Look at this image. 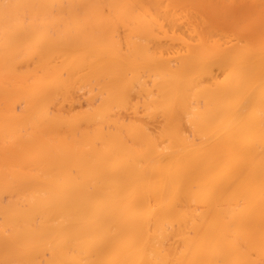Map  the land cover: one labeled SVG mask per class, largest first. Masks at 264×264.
<instances>
[{
  "label": "bare ground",
  "instance_id": "bare-ground-1",
  "mask_svg": "<svg viewBox=\"0 0 264 264\" xmlns=\"http://www.w3.org/2000/svg\"><path fill=\"white\" fill-rule=\"evenodd\" d=\"M164 1L0 0V264H264V6Z\"/></svg>",
  "mask_w": 264,
  "mask_h": 264
},
{
  "label": "rangeland",
  "instance_id": "rangeland-1",
  "mask_svg": "<svg viewBox=\"0 0 264 264\" xmlns=\"http://www.w3.org/2000/svg\"><path fill=\"white\" fill-rule=\"evenodd\" d=\"M159 1H160V0H158V3H159ZM173 1H174V0H173ZM173 1H172V2H173ZM200 1H201V0H200ZM207 1H208V0H207ZM207 1H206V2H207ZM211 1H213L214 3H215V2H216V3L218 2L217 4H218V7H219V8H220V6H223V7H221V8H227V7H228V8H237V7H238V8H239V7H240V8H244V7H245V8H261V7H262V6H261L262 4H263V6H264V0H260V1H259V0H232V1H231V0H219V1H218V0H216V1H215V0H211ZM221 1H222V2H221ZM225 1H227V2H225ZM256 1H259V2H256ZM261 1H262V2H261ZM144 2H145V1H144ZM151 2H152V1H151ZM155 2H156V1H155ZM164 2H167V0H165ZM208 2H210V0H209ZM236 2H237V3H236ZM254 2H255V3H254ZM161 3H162V2H160V4H161ZM167 3H168V2H167ZM175 3H176V1H175ZM198 3H199V2H198ZM201 3H202V1H201ZM210 3H211V2H210ZM235 3H236V4H235ZM259 3H261V5H260ZM149 4H150V3H149ZM204 4H205V3H204ZM211 4H212V3H211ZM211 4H210V5H211ZM222 4H224V5H222ZM245 4H246L247 7L245 6ZM147 5H148V4H147ZM162 5H164V4H162ZM168 5H171V4H168ZM206 5H207V4H206ZM206 5H205V6H206ZM210 5H209V3H208V7L212 8ZM225 5H227V6H225ZM256 5H257V6H256ZM149 6H150V5H149ZM149 6H147V7H149ZM152 6H153V5H152ZM155 6H156V5H155ZM164 6H165V5H164ZM172 6H175V5H171V7H172ZM201 6H202V5H201ZM212 6H215V4L212 5ZM167 7H168V6H167ZM196 7L199 8V5L196 4ZM150 8H151V7H150ZM162 8H163V7H162ZM162 8H161V9H162ZM204 8H205V7H204ZM215 8H217V5H216ZM263 8H264V7H263ZM165 9H166V8H165ZM165 9H164V10H165ZM149 10H150V9H149ZM149 10H148V12H151V10H150V11H149ZM153 10H154V9H153ZM162 10H163V9H162ZM137 11H138V10H137ZM137 11H136V12H137ZM143 11H144V10H143ZM156 11H157V10H156ZM159 11H160V10H159ZM165 11H166V10H165ZM144 12H145V11H144ZM148 12H147V13H148ZM161 12H163V11H161ZM161 12H159V13H161ZM168 12H170V11H168ZM168 12H167V13H168ZM152 13H153V12H152ZM159 13H158V15H159ZM137 14L139 15L140 13H137ZM154 14H155V13H154ZM154 14H153V15H154ZM164 14H165V13H164ZM169 14H170V13H169ZM142 15H143V14H141V17H142ZM158 15H157V16H158ZM160 15H161V14H160ZM165 15H166V14H165ZM148 16L151 17L150 14H148ZM154 16H155V15H154ZM168 16H169V15H168ZM141 17L139 16V20H140V21H141V19H140ZM158 17H159V16H158ZM158 17H157V18H158ZM166 17H167V15H166ZM167 18H168V17H167ZM139 20H138L137 23H140V26H141V23H144V25H147L146 22H143V21H142V22H139ZM154 20H156V19L154 18ZM154 20H153V21H154ZM170 20H171V19H170ZM144 21H148V19H147V20L144 19ZM157 21H158V20H157ZM157 21H155V22H156V25L158 24V25L160 26V25L163 23V22H162L161 24H159V22L157 23ZM161 21H163V19H161L160 22H161ZM148 22H151V23H152V19L150 20V18H149V21H148ZM167 22H168V20H167ZM167 22L165 21L166 24H167ZM169 22H170V21H169ZM130 23H131V21H130ZM165 23H164V24H165ZM132 24H133V23H132ZM132 24L130 25V27L132 26ZM164 24H163V25H164ZM166 24H165V25H166ZM117 25H118V22H117ZM152 25H153V24H152ZM156 25H155V23H154V25H153V26H155V29H156V27H158V25H157V26H156ZM115 26H116V25H115ZM137 26H138V28H137V27H136L137 29L135 28L136 31L139 29V25H137ZM142 26H143V25H142ZM148 26H149V25H148ZM150 26H151V25H150ZM153 26H152V30L154 29ZM168 26H170L169 23H168ZM168 26H167V27H168ZM126 27H128V26H126ZM160 27H161V26H160ZM163 27H164V26H163ZM165 27H166V26H165ZM171 27H172V26H171ZM177 27H178V26H177ZM111 28H113V30H112ZM111 28H110V27L108 28V29H111V30H112V31L109 30V33H110V34H109V35H110L109 37H112L111 33H114V31H115L114 29H117L116 32H115L116 35L114 34L113 36L117 37V39H118L120 42L123 41V44H124V42L126 43V41H124L125 39H122V38H125L122 34H125V35H126V30L124 29L125 32H124V30L122 31L123 26H116L115 28H114V27H111ZM119 28H120V30H119ZM142 28H143V27H141L140 30H141ZM145 28H147V27H145ZM158 28H159V27H158ZM126 29H127V33L129 34V32H133V30H131V29H134V27H133V28H132V27H131V28H126ZM162 29H163V28H162ZM173 29H174V28H173ZM178 29H179V27H178ZM142 30H143V29H142ZM145 30H146V29H145ZM145 30H143V32H146ZM149 30H150V29H147V31H149ZM152 30H151V31H152ZM159 30H161V28H160ZM167 30H169V29L167 28ZM171 30H172V29H170V31H171ZM103 31H105V30H103ZM106 31H107V29H106ZM106 31H105V32H106ZM118 31H120L121 33L119 32V34H118ZM128 31H129V32H128ZM134 31H135V30H134ZM151 31H150V32H151ZM157 31H158V30H157ZM170 31H168V33H170ZM172 31H173V30H172ZM176 31H177V30H176ZM138 32H139V30H138ZM141 32H142V31H141ZM155 32H156V31H154V33H155ZM158 32H159V31H158ZM161 32H162V33H161ZM164 32H165V31H164ZM166 32H167V31H166ZM166 32H165V34H166ZM174 32H175V31H174ZM103 33H104V32H103ZM159 33H161V34H159V35H162V34L164 35L163 31H160ZM171 33H172V32H171ZM143 34H144V33H143ZM148 34H149V33H148ZM157 34H158V33H157ZM107 35H108V34H107V32H106L105 35L103 36V40H104L105 38H106V40L109 39ZM131 35H133V34L131 33V34H130V37H131ZM141 35H142V34L138 35V37L141 36ZM145 35H146V34H145ZM150 35L152 36V33H150ZM150 35H149V38H150ZM118 36H119V37H118ZM121 36H122V37H121ZM128 36H129V35H128ZM128 36L126 37L127 39H128ZM133 36L135 37V35H133ZM146 36H147V35H146ZM138 37H137V39H138ZM155 37L157 38V35H155ZM155 37H152L153 39L150 38L151 41L154 40V39H156ZM158 37H159V36H158ZM165 37H167V36H165ZM165 37H163V38H165ZM94 38H95V37H94ZM97 38H98V37H97ZM120 38H121V39H120ZM141 38H143L144 40L148 39V37H147V38H144L143 36H142ZM99 39H100V37H99ZM115 39H116V38H115ZM117 39H116V40H117ZM150 39H149V40H150ZM157 39H158V38H157ZM159 39H160V38H159ZM161 39H162V38H161ZM118 40H117V41H118ZM129 40L135 41L136 39H134V38L131 37V38H129ZM140 40H142V39H140V37H139V40H138V41H140ZM151 41H148V42L145 41L144 43H146V44H147V43H148V44L150 43V44H151ZM157 41H158V40H157ZM161 41L163 42V40H161ZM142 42H143V40H142ZM153 42H154V41H153ZM162 42H161V43H162ZM150 44H149V45H150ZM157 44H158V43H157ZM121 45H122V43H121ZM125 45H126V44H125ZM125 45H122V46H125ZM153 45H154V44H153ZM155 45H156V42H155ZM151 47H152V45H151ZM159 47H160V46H159Z\"/></svg>",
  "mask_w": 264,
  "mask_h": 264
}]
</instances>
